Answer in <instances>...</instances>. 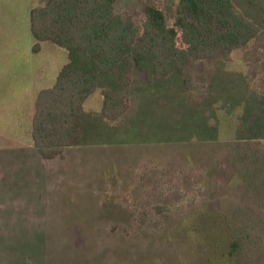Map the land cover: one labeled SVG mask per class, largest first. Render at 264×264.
I'll list each match as a JSON object with an SVG mask.
<instances>
[{
  "label": "rangeland",
  "instance_id": "374dc122",
  "mask_svg": "<svg viewBox=\"0 0 264 264\" xmlns=\"http://www.w3.org/2000/svg\"><path fill=\"white\" fill-rule=\"evenodd\" d=\"M177 1L115 8L142 22L154 4L173 21ZM47 2L0 0V264H264V227H234L240 191L225 178L229 157L252 151L264 54L259 63L242 51L208 62L194 92L178 73L147 83L133 69L127 85L102 74L78 118L80 139L45 160L31 138L35 100L68 63L50 42L33 51L31 11ZM233 2L264 29L259 8ZM106 91L130 101L113 123L103 116ZM254 152L264 155V145ZM162 203L170 210L155 214Z\"/></svg>",
  "mask_w": 264,
  "mask_h": 264
},
{
  "label": "trees",
  "instance_id": "16d2710c",
  "mask_svg": "<svg viewBox=\"0 0 264 264\" xmlns=\"http://www.w3.org/2000/svg\"><path fill=\"white\" fill-rule=\"evenodd\" d=\"M248 2L260 9L264 28V0ZM115 5L116 0H48L31 11V32L37 40L33 51L50 42L68 53L55 85L41 90L35 100L31 138L45 160L62 158L80 139L78 118L102 74L127 85L133 69L147 83L178 73L186 91L194 92L199 88L196 75L206 73L210 61L230 62L237 51L246 62L262 61L264 29L246 18L233 0H178L173 21L154 4L146 6L142 22L119 14ZM129 107L127 97L104 92L107 121L118 120ZM261 112L260 124L248 132L252 151L264 145V107ZM229 142L236 145L233 137ZM252 151H236L234 163L229 157L234 173L225 178L230 189L240 191L233 195L239 204L234 227L257 229L264 227V155ZM169 210L164 203L154 207L157 215Z\"/></svg>",
  "mask_w": 264,
  "mask_h": 264
}]
</instances>
